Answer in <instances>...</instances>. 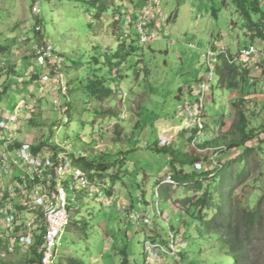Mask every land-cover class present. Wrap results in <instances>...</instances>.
<instances>
[{"label":"rangeland","instance_id":"obj_1","mask_svg":"<svg viewBox=\"0 0 264 264\" xmlns=\"http://www.w3.org/2000/svg\"><path fill=\"white\" fill-rule=\"evenodd\" d=\"M89 2L0 0V58L7 61L0 73L1 115H11L12 108L24 99L33 103V119L22 124L24 142L42 146L52 139L80 158L104 161L117 177L103 181L105 188L114 184L118 198L109 204L106 189L99 188L97 197L80 189L74 193L71 179H64L70 197L76 196L71 203L75 210L53 264H122L123 253L126 264H150L144 242L156 239L159 231L166 237L170 228L184 236L182 260L169 256L153 264H215L223 257L222 245L217 238L199 236L197 231L198 216L208 218L214 212L207 207L199 214L195 206L206 187L194 194L183 185L171 190L163 184L157 188L156 183L174 172L166 150L190 148L184 131L178 134L176 130L177 115L199 99L196 88L208 73L202 55L209 50L225 51L227 58L219 56L221 68L251 43L264 49V39L250 43L245 36L246 17L241 14L245 10L258 21L255 7L263 13L264 0H160L162 22L152 30L157 39L145 44L138 41L134 20L146 0H113L103 14L90 8ZM35 6L39 7L37 14ZM38 22L40 36L35 34ZM44 42H51L62 59L60 71L68 96L61 99L62 104L70 103L68 113L54 107V93H39L38 77L32 76V81L25 77L30 66L40 75L45 73L31 60L33 46ZM230 65L238 73V86H222L215 76L204 102L200 149L205 150H195L208 152L223 167L233 161L230 167L235 176L243 167L248 173L233 197L241 213L253 211L262 201V225L255 229L247 250L256 264H264V63L260 59L246 72L235 61ZM96 83L109 91L103 102L87 88ZM238 111L246 117L252 139L242 148L230 149L231 126ZM172 134L175 140L170 146L160 147L158 141ZM193 172L192 166L184 168L188 181L194 180ZM216 186L209 184L214 203L219 199L214 194ZM186 200L192 201L184 204ZM158 212L166 214L165 221ZM134 213L152 219V224L131 220ZM26 261L29 258L16 255L0 264Z\"/></svg>","mask_w":264,"mask_h":264},{"label":"built area","instance_id":"obj_2","mask_svg":"<svg viewBox=\"0 0 264 264\" xmlns=\"http://www.w3.org/2000/svg\"><path fill=\"white\" fill-rule=\"evenodd\" d=\"M121 3L123 0H118ZM117 4V3H116ZM39 7H34L37 14ZM162 22L160 15V0H146V6L137 12L134 23L138 41L145 44L157 39V34L152 31L159 28ZM38 29V28H37ZM264 33V30H263ZM20 39L25 40L22 38ZM222 51L216 54L209 50L202 56L208 68L207 76L197 86L199 99L196 103L187 105L177 115L185 125L183 128L185 141L190 147L199 148L203 144L204 130V102L207 100L210 87L217 76L219 56L227 54ZM29 56V54H28ZM264 63V49L250 44L234 61L242 71H248L252 64L259 60ZM32 60L38 67L45 70L40 75L36 67L30 66L26 75L28 79L38 76L39 93L53 94L54 107L63 113L66 106L62 104L61 96L67 97L65 81L61 69V57L51 42L33 46ZM232 62L230 63H234ZM7 67V61L0 58V73ZM34 110L33 103L27 104L25 99L12 108L11 115L4 117L0 112V261L9 257L20 255L30 258L33 251L36 253V262L32 264H53L58 255L62 234L71 225V217L75 208L71 203L76 201V196L70 197L64 187V179L70 178L73 192L79 189L93 193L97 197L99 188H105V183L93 177L95 170L86 171L81 164L76 162V151H69L63 144L52 139L44 141L42 146L29 142L19 141L18 136L25 121H31ZM161 140V139H160ZM175 140V135L158 141L160 147H169ZM36 145V146H35ZM169 145V146H168ZM68 148V146H67ZM205 149L198 151L204 152ZM220 167L215 157L205 161L195 162L193 169L196 172L214 171ZM162 184L169 189L179 188V183L174 179L173 172L167 173L162 178ZM111 195L107 204L115 202V187L112 186ZM157 198L159 194L157 192ZM165 221L166 214L158 212ZM135 222L152 224V219L142 213L130 215ZM159 220L158 218H155ZM154 219V220H155ZM170 228V227H169ZM156 239L144 242V250L150 264L160 259L170 257L179 259L183 246L184 236L170 228L166 237L159 231ZM170 256V257H169Z\"/></svg>","mask_w":264,"mask_h":264},{"label":"trees","instance_id":"obj_3","mask_svg":"<svg viewBox=\"0 0 264 264\" xmlns=\"http://www.w3.org/2000/svg\"><path fill=\"white\" fill-rule=\"evenodd\" d=\"M112 2L113 0H91V2L87 4L90 8L96 9L99 14H103L108 10L109 4H112ZM254 4L258 6L257 1H254ZM251 5H253V3ZM255 10L254 15L258 16V21L254 20L249 12L241 10V14L246 17L245 36L250 43L253 42L255 38L264 39V13H260L257 7H255ZM37 24L38 29H36L35 34L40 36L42 34V27L39 22ZM0 50H2V48H0ZM237 75L238 73L236 69H234L228 61H225L221 68H219V66L217 68L218 84L226 86L227 88H237ZM36 77H38L37 80H39V75H36L35 78ZM31 79L33 80V78H30L29 80L32 81ZM87 88L91 95L99 99V102H103L108 98L109 91L103 89L101 83H96L93 87L88 86ZM63 105L66 106L65 113H68L70 103L64 102ZM237 118V121L231 126V131L234 132V136L229 142L230 149L242 148L252 139V135L247 131L248 122L246 117L242 112L238 111ZM166 152L170 154L171 169L174 171V179L179 185H183L186 189L190 188L194 194L203 191L202 186L206 187V190L203 191V195L197 198L195 206L197 205L196 207L200 210L199 214H203V210L207 207H213L214 212L208 218L203 215L198 216L201 225L198 226L197 231L199 236L217 238L218 242L222 245L224 250L223 257L219 258L215 264H256L251 258L250 252L247 250V245L250 243L255 229L260 227L259 225H262V201L260 200L258 202L257 207L253 211L241 213L234 200L235 197H233L234 191L247 180L248 173H246L244 167L240 174L235 176L233 174L234 167H230L231 163H233L232 161L228 166H220L212 172L194 171L192 174L194 180L188 181L189 175L184 173V168L193 167L195 162L207 160L210 157L208 152L198 153L192 147H190L188 151H182L180 148H171V150H166ZM76 162L81 164L86 171L95 170L96 172L94 175H96V178L98 177L102 182L107 178H109L110 181L117 179L116 176L112 175L110 165L108 166L104 161H102L104 162L102 163L98 160L94 161L86 158H79ZM94 175L93 177H95ZM217 176H220L219 181H221L218 186L215 185V179ZM161 181L162 179L156 183L157 188H161ZM204 183H206V185H204ZM209 184L216 186L214 194L219 196L218 203H214L213 193L209 190ZM112 186H114V184H112ZM112 186L107 189L108 195H111ZM191 201L186 200L183 203L189 204ZM123 255H125V258L122 264H126V254L123 253ZM182 255V253L179 255L177 261L182 260ZM35 257L36 253L33 251V256L29 261H26L25 264L36 262L37 260Z\"/></svg>","mask_w":264,"mask_h":264},{"label":"crops","instance_id":"obj_4","mask_svg":"<svg viewBox=\"0 0 264 264\" xmlns=\"http://www.w3.org/2000/svg\"><path fill=\"white\" fill-rule=\"evenodd\" d=\"M262 11H263V13H264V9H262ZM161 19H162V17H161ZM178 123H179V125H176L177 126V132H178V134L179 133H181V134H183V128H184V123L182 122V121H180V119H179V121H178ZM179 130V131H178ZM22 136H23V133H22V130H21V132H20V134H19V136H18V140L19 141H23L22 140ZM179 147H182V146H179ZM110 188V187H109ZM110 195V194H109Z\"/></svg>","mask_w":264,"mask_h":264},{"label":"bare ground","instance_id":"obj_5","mask_svg":"<svg viewBox=\"0 0 264 264\" xmlns=\"http://www.w3.org/2000/svg\"><path fill=\"white\" fill-rule=\"evenodd\" d=\"M35 15V14H34ZM219 59H221V58H219ZM220 62V61H219ZM220 65V64H219ZM237 65V64H236ZM32 80V79H31ZM70 151V150H69Z\"/></svg>","mask_w":264,"mask_h":264},{"label":"clouds","instance_id":"obj_6","mask_svg":"<svg viewBox=\"0 0 264 264\" xmlns=\"http://www.w3.org/2000/svg\"><path fill=\"white\" fill-rule=\"evenodd\" d=\"M108 174V173H107Z\"/></svg>","mask_w":264,"mask_h":264}]
</instances>
